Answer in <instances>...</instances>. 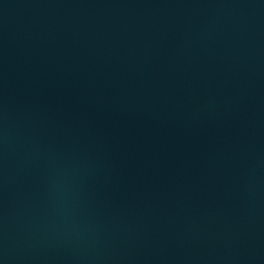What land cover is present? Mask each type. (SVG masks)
Here are the masks:
<instances>
[{"label": "water", "instance_id": "1", "mask_svg": "<svg viewBox=\"0 0 264 264\" xmlns=\"http://www.w3.org/2000/svg\"><path fill=\"white\" fill-rule=\"evenodd\" d=\"M0 264H264V0H0Z\"/></svg>", "mask_w": 264, "mask_h": 264}]
</instances>
